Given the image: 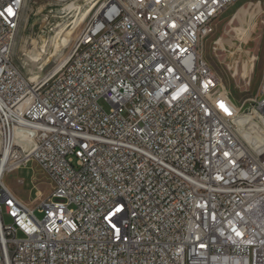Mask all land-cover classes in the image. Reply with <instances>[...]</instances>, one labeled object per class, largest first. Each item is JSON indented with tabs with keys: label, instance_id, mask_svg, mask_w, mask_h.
<instances>
[{
	"label": "built area",
	"instance_id": "obj_1",
	"mask_svg": "<svg viewBox=\"0 0 264 264\" xmlns=\"http://www.w3.org/2000/svg\"><path fill=\"white\" fill-rule=\"evenodd\" d=\"M61 1L89 12L30 79L24 0H0V264H264V55L243 107L199 50L236 0ZM28 161L52 182L35 207L4 181Z\"/></svg>",
	"mask_w": 264,
	"mask_h": 264
},
{
	"label": "rangeland",
	"instance_id": "obj_2",
	"mask_svg": "<svg viewBox=\"0 0 264 264\" xmlns=\"http://www.w3.org/2000/svg\"><path fill=\"white\" fill-rule=\"evenodd\" d=\"M76 4L82 5L81 2ZM62 5L61 0H24L12 57L30 79L61 65L78 29L77 21L89 12L82 6L80 14L75 5L74 10L65 13L61 10ZM263 11V0H236L214 20L212 31L202 38L199 45L200 53L221 86L234 102L244 103L243 107L256 94L261 75ZM58 38L62 46L56 48L53 41ZM98 104L105 111L110 108L103 98L98 99ZM4 178L7 187L30 207H35L41 198L48 196L52 188L50 178L34 161L7 172ZM33 213L38 219L43 215L37 207ZM3 222L9 223L10 219L3 216ZM17 235L21 236L20 233Z\"/></svg>",
	"mask_w": 264,
	"mask_h": 264
},
{
	"label": "bare ground",
	"instance_id": "obj_3",
	"mask_svg": "<svg viewBox=\"0 0 264 264\" xmlns=\"http://www.w3.org/2000/svg\"><path fill=\"white\" fill-rule=\"evenodd\" d=\"M42 32L45 33V30L42 29ZM59 33H60V31H59ZM40 36H41V35H40ZM53 44H54V46H55L56 48H59V47L62 46L61 41H60V38L54 40V41H53ZM42 47H44V45H43ZM4 179H5V178H4ZM5 182H6V181H5ZM6 185H7V184H6Z\"/></svg>",
	"mask_w": 264,
	"mask_h": 264
}]
</instances>
